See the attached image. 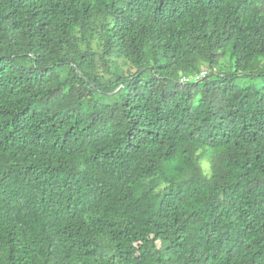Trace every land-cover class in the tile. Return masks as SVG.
Listing matches in <instances>:
<instances>
[{
  "label": "trees",
  "instance_id": "1",
  "mask_svg": "<svg viewBox=\"0 0 264 264\" xmlns=\"http://www.w3.org/2000/svg\"><path fill=\"white\" fill-rule=\"evenodd\" d=\"M262 3L0 0V264H264Z\"/></svg>",
  "mask_w": 264,
  "mask_h": 264
},
{
  "label": "rangeland",
  "instance_id": "2",
  "mask_svg": "<svg viewBox=\"0 0 264 264\" xmlns=\"http://www.w3.org/2000/svg\"><path fill=\"white\" fill-rule=\"evenodd\" d=\"M260 7H261V9L262 10H264V0H263V3L260 5ZM205 72H207V71H205ZM207 73H204L203 75H206ZM196 86V85H195ZM198 87L196 86V87H194L193 86V89H195L196 90V92H198V89H197Z\"/></svg>",
  "mask_w": 264,
  "mask_h": 264
}]
</instances>
